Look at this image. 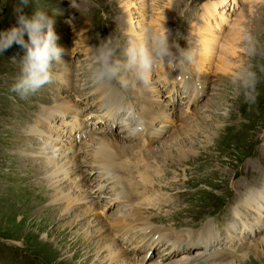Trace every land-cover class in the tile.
<instances>
[{
	"label": "rangeland",
	"instance_id": "obj_1",
	"mask_svg": "<svg viewBox=\"0 0 264 264\" xmlns=\"http://www.w3.org/2000/svg\"><path fill=\"white\" fill-rule=\"evenodd\" d=\"M211 1L216 3V9L207 21H204L206 14H211L208 8ZM217 2V0H29V4L23 8V13L31 17L36 8H43L47 11L54 21L53 30L58 36L56 43L64 49L61 63L70 67L66 68L62 65L64 70L61 68V72L54 71L56 65L53 67L54 80L47 84L48 92L51 94L43 91V87L27 99H21L16 93L11 92L10 88L20 74V61L26 50L13 43L11 47L0 53V194L7 196L6 199L0 200V264L79 263L83 256L72 258L71 255L77 253H73L68 248L69 244L64 243V239L80 228L86 229L85 223L75 225L77 219L75 220L74 217L81 211L75 210L67 218H56L55 221L49 222L52 213L45 209L48 210L50 200L42 202L41 199V196L51 194L50 188L47 190L48 185L42 180L48 170L38 168L44 166L46 156L52 157L53 154H58V156L62 155L64 160L69 153L65 152L71 148L67 147L68 143L62 145L61 140L72 139L65 137L69 136L73 130L70 126L72 121H76L77 125L78 121L73 117L72 109L65 111L63 115L55 119L54 109L40 105L47 101L51 106L57 102L61 103V100L55 102L57 94L50 92L53 85V90L60 92V86L67 87L75 83L76 93L70 94L67 99L62 100V103L67 107L70 105L81 110L79 112L82 113L84 119L86 113L100 106V99L96 93L98 88L93 87L89 81V56L91 57L95 47L110 35L118 36L122 42L139 41L138 38L144 36L146 27L161 31L163 26L169 30L170 40H176L181 48H194L198 54L196 39L204 36L206 38L207 35L209 39L214 38L216 56L207 63L208 66L202 72L201 79L206 81L204 92L194 79L180 86V82L184 84V77L173 73H169V76L173 75V80L178 81L179 84L170 81L168 77L166 81L161 80L158 74H161V71L164 75L166 74L162 65L156 68L151 85L146 88L148 100L155 105L164 108L166 102H170L174 106L167 104L169 108L173 106L177 107L176 110L178 109L173 117L171 115L169 118L162 117L166 121L164 122L165 132L167 128H170L169 132L153 143H145L147 145L142 148L145 162L150 165L160 164L163 169L162 175L155 180L156 188L152 191L153 194L160 195L159 205L158 208H147L149 209L146 214L147 218L150 223L161 225L160 227L167 229L171 226L174 231L165 230L175 232L177 235L191 233L194 230L197 234L202 226L208 225L211 228H208L210 235L215 237V242L212 244L215 245L220 239V247H225L234 255H241V249L244 246L248 249V243L263 240L261 252L259 251L256 256L250 252L242 258L245 262L237 264H264V225L263 230L256 231L254 234L251 233L255 229H249V224L243 225L244 235H247L243 237V240L239 234L241 228L238 233L230 236L225 230L227 222L233 218L230 216V208L233 205L251 210L246 211L247 214L257 218L258 215L255 214L258 211L253 206L247 207L244 199L245 197L247 200L251 197L256 198L259 193H262L264 197V76H261L258 85L260 95L255 105L245 103L242 95L237 96L230 82L235 73L249 62L242 45V33L251 32L260 44L264 45V0H226L223 7H218ZM17 4L19 0H0V19L4 13L9 12L2 32L17 24V14L14 11ZM221 13L223 18L219 16ZM232 37L235 39L233 42H236L235 45L229 40ZM24 39L28 40L27 34ZM232 45L235 54L229 56L231 64L229 68L226 60L217 61V52L222 51L223 48L233 47ZM256 63H264V61L257 58ZM194 65L195 63L188 67L186 73H182L194 74ZM140 87L124 90L117 84L112 88L122 97L125 107L126 102L130 101L129 103L134 106L136 112H139L141 111L139 102L134 99L138 96L132 92L139 91ZM94 90L95 93H93ZM110 100L112 99L107 100L102 107L112 109L115 103ZM35 109L36 111L33 112ZM110 111L106 115H109ZM180 112L182 113L179 114ZM179 115H184L186 118L190 116V121L180 125ZM121 125L120 122L117 128H113L117 126L115 123L110 126V130H105V127L95 128L97 135L89 137L90 132H95L92 129L89 134L83 135L82 139L85 138L96 147L100 146L107 150V160L109 162L112 160L113 162H110L112 165L119 166L125 161H130L136 167V158L132 157L131 152L138 150L132 148L135 145L131 147L128 143H124L123 133L118 130ZM35 129H38V135L34 134ZM104 132L114 138L112 142L106 144L108 147L98 142L96 137L105 135ZM44 133H47L45 135L54 141L37 137ZM126 135L127 140L135 138L128 133ZM90 138L93 139L92 142ZM82 139L77 143H82ZM73 140L76 141V139ZM166 142L172 143L169 157L156 150ZM82 144H77L74 150L78 147L82 148ZM150 150L159 153L161 157L157 159L155 154L150 155L148 153ZM36 152L41 153L37 161L34 159ZM80 155H83V152ZM19 156L26 157L23 159L27 163V174L13 168L23 166ZM42 157L44 160L41 159ZM84 157L90 160V156ZM28 158L36 162L34 166L38 168L37 172H31L29 169ZM138 159L141 160L142 157ZM126 165L130 166V163ZM132 171L134 179L137 180V169L133 168ZM96 174L98 173L93 171L92 176ZM151 176L139 175L148 180H151L149 179V177L152 178ZM20 177L27 178L34 183L41 180L46 188L45 193L44 191L37 192L38 195H34L36 191H32L28 195L32 196L29 198L30 201L24 199L26 197L24 194L20 195L23 197L18 196L14 184L21 179ZM87 186L86 184L83 188ZM67 188L63 187L62 190L65 191ZM143 188L144 185L138 190L142 193ZM256 199L261 202L259 198ZM38 200L39 203L36 204ZM100 200L98 201L103 205L102 210L97 211V220L104 226L113 225L115 207L106 206L107 203L104 202L106 199L103 197ZM40 203L44 210L38 207ZM242 208H240L241 212L244 211ZM94 209L95 207L91 211H95ZM260 212L264 216V204ZM261 218L264 220V217ZM105 219L108 221H104ZM54 228L57 231H54ZM185 228L187 230H184ZM214 230H218L220 234H214ZM234 235L235 238H233ZM137 251L131 252L136 255ZM150 255L149 261L156 258L153 252ZM133 260L139 261L135 257ZM91 263L92 261L88 264Z\"/></svg>",
	"mask_w": 264,
	"mask_h": 264
},
{
	"label": "bare ground",
	"instance_id": "obj_2",
	"mask_svg": "<svg viewBox=\"0 0 264 264\" xmlns=\"http://www.w3.org/2000/svg\"><path fill=\"white\" fill-rule=\"evenodd\" d=\"M217 1H218L217 2L218 7H223V4L225 5L226 0L225 1L224 0H217ZM215 5H216V3L214 1H211V3L208 4L209 13H211V14H206V18L204 21H207V18L212 15L214 10L216 9ZM219 16H220V18H223L222 13ZM220 20H222V19H220ZM234 25H236V23ZM234 25H233V27H234ZM239 26H240V24H239ZM232 29L233 28L231 26V30ZM236 35H237V33H236ZM204 37H199L196 39V42H197L196 45L198 47L199 54L197 56V60L195 62L194 68H193L194 74L187 75V74H184L182 72L176 73V71L175 70L173 71L170 66H169V68H167L168 66L162 65L161 67L165 68V73H166L165 77H168L169 80H173V78H172L173 75L169 76V73H173L175 75H179L180 77H184V79H183L184 84H182L180 82L181 86L188 84L190 82V80L194 79L196 82L199 83L200 89L203 92L205 91L206 81L201 79L203 76L202 72L208 66L207 63L212 61V58L214 56H216V52H215V46H214L215 39L211 38V37H210V39L207 38L208 35L206 37L207 39ZM226 37H228V36H226ZM238 37H240V36H238ZM142 38L140 37V38H138V40L139 39L141 40ZM229 40L231 41V44H232L235 39L232 37V38H229ZM235 43H233V44L235 45ZM221 45L223 46V44H221ZM232 48H234V46L228 47L227 49L223 48V50L221 49L222 51L217 52L218 53L217 61L220 62L221 60H226L229 68H230L229 65H231L229 62L230 61L229 56H233L235 54L233 52ZM225 55H228L227 58H223ZM89 58H91V57L89 56ZM62 65L65 66L66 68L70 67V66H68L62 62V63L56 64V69L54 71L57 70V71L61 72V68L63 67ZM224 68H226V66H224ZM53 86L51 87L52 90L50 92L53 91L54 94H57L58 96L57 95L55 96L56 97L55 102L61 100V103L57 102V104L51 106V105H49V103H47L49 101H47L46 103H43L40 106L45 105L46 107L54 109L53 113H55L54 114L55 119L57 118V116L64 114L65 111H69V109H72L71 112L74 113L75 115H77V114L81 115L79 112L81 110L75 109L74 106L72 107L70 105H69V107H67L64 103H62L63 99H67V97L70 94L76 93L77 88L75 87V83H73L72 86H67V87L60 86L61 87L60 92H55L53 90ZM199 86H197V87H199ZM182 90H183V88H182ZM43 91L48 92V86L47 85L44 86ZM194 91H195V88H194ZM96 93L98 94L97 97L100 99V103H99L100 106L99 107L97 106L98 108H100V111H101V109H104L102 107V105L105 104L107 100L109 101V99H112V100H110V102L115 103L114 107L110 111V114L107 115L108 119L110 120V125H99L98 126L100 128L105 127V130H107V129L110 130V126H113V124L116 123L113 119V115L116 113L117 110L125 107V104L123 102L122 97L119 94H117L113 88L107 89V91H106V89L105 90L96 89ZM135 93L137 94L136 96H138V97L137 98H135L134 96H132V97H134L135 100H138L139 105H140V109H141V111H139L141 113H138L135 116L139 117V119L142 121L141 130L136 131V132L133 131V129H135L137 127V120L132 118V124L131 125L129 123H126V122H121L122 125L120 128H121L122 132L120 131V133H123L122 136H124V143H126V144L128 143L131 147H132V145H135V147L133 146L132 148H136L138 150V151H132L131 152L132 157L136 158V167H135L133 162H130L128 160H127L128 162L125 161L124 163L119 162V163H121L119 166L112 165L110 163L112 160L109 159V160H111L110 162L107 160V155H108L106 152L107 150H105L103 147H100V146L96 147V145H94L93 143H89V141L85 138L82 139L83 144L77 143L80 141L76 139V136H77L75 134L76 129L81 127V123L85 124V122H83L81 120V118L76 119L78 121V125H77L76 121H74V122L72 121V123L70 124V126L73 128V131H74L73 137L71 136V133H69V136L65 137L67 139L69 137H71L72 139H76V141H74V140L72 141V139H70V138L68 140L66 139L67 141L61 140L62 145L68 143L67 147L71 148L69 151L65 152V153H67V152H69V153H67L68 155L64 158V160L62 159L63 158L62 155L58 156V154H53L52 157H50V156H46L47 154L46 155L44 154L47 157V159L44 162V166L38 167V168H46L48 170L46 172L45 177L42 180H44L45 183L48 185L47 190H49V188H50L51 194L48 193L49 195L45 194L44 196H41L42 202H44V200L45 201H47L48 199L50 200L49 201L50 205L48 207V210L45 209L46 211H49V213H52V215H50L51 219L48 221L53 222L56 220V218H58V219L67 218V217L71 216L75 210L81 211L80 214H78L77 216L75 214L76 217H74V219L75 220L77 219L75 225L76 224L81 225V224L85 223L86 229L82 230V228H80L78 231L72 232L71 235L66 236L64 239V243L69 244L68 248H70L71 251H73V253H77V254H72L71 255L72 258H78L80 256H83L79 260V263H77V264H88L91 261H92L91 264H237L238 262H240V263L243 262L244 260L242 261V258L250 252H253V254L256 256L259 251L261 252L260 248H262L263 240L262 241H256L254 243H248V245H247L248 249H245L246 247L244 246L243 249H241V253H242L241 255H234V254H231V252L228 249L225 251L219 252L218 248H216L215 245L213 246V245L209 244L210 237L214 238V236L213 235L207 236V234L205 232H203V229H205V231L207 232L208 228H210L208 225L202 226V228L200 230L198 229L199 231H197L198 232L197 234H196V231L194 230L191 233L187 232V234L180 233L179 235H177L175 232L171 233V232L166 231L165 227H159L161 225L150 223V221L148 220L147 215H146L147 212L149 211V209H147V208L148 207H152V208L157 207L158 208L159 201H160V195L153 194L152 191L156 188L155 187L156 186L155 180L158 179V177H160V175H162L163 169L161 167L162 165H160V164L159 165H150L147 162H145V159H143L144 154L142 153V148L145 147V145H147L148 143H153L154 141L159 140L160 138H162V136H164L166 133L169 132L170 128L169 129L167 128L166 132H165L166 125L164 122H166V121L163 120L162 117L164 118V116H165V118H169L170 117L169 115H171L173 117L174 113L178 109L176 110L177 107H173L174 106L173 103H171V104H173V106L169 108L167 106V104H169V106H170L171 105L170 102H166L164 108H162L161 106L155 105V103L148 100L149 96L147 95L146 88L140 87L139 91H133L132 92V94H135ZM49 94H51V93H49ZM94 101H95V99H94ZM135 107H137V106H135ZM39 108H37V110ZM35 111H36V109L33 112H35ZM182 112H180L179 114H181ZM192 114H191V116H193ZM105 117H106V113H102V114L96 113L93 116V120H92L93 122L92 123L93 124L98 123L101 121V118L103 120ZM190 118H191L190 116H189V118H186L184 115H181V116L179 115L178 119L180 120V125L183 122H186V121L189 122ZM68 123H70V122H68ZM93 130H95V129H93ZM37 131H38V129H35L34 134L38 135L39 133ZM67 131L69 132V129ZM96 132H97L96 130H95V132L94 131L90 132L89 137H90V135H94V136L97 135ZM125 133L133 134L134 136H132V138L133 137H135V138L131 141L127 140V135ZM21 134H22V132H21ZM45 134H47V133H44L43 135L37 136V137L49 139V141L53 140L52 138H48L47 135H45ZM104 134L105 135H103V136L100 135V136H96V137L98 138V142H101L103 145L107 146L106 144L108 142H112V139H114V138H111L110 137L111 135H109V136L106 135L107 134L106 132H104ZM263 137H264V135H263ZM65 138H63V139H65ZM90 139L92 142L93 139L92 138H90ZM10 142H12V140ZM145 143H147V144H145ZM168 143H170V142H168ZM168 143L166 142L161 147H159V148L157 147L158 149H156L158 152H160L161 154H163L167 157H169V155H170L169 149L171 148V145H172V143H170V145L168 146ZM57 144H59V143H57ZM77 144H80V145L82 144L83 146H81L82 148L78 147L76 150H74L75 146ZM82 152H83V155H80V153H82ZM15 153H16V155H19L18 152H15ZM59 153H60V151H59ZM148 153L150 155L155 154V157L157 159L159 156L161 157V155L159 153H155L152 150L148 151ZM49 154H51V153H49ZM35 155L36 156H34V159L37 161L39 159V157H41V153L36 152ZM84 156H90L89 157L90 160L84 159L85 158ZM141 157L143 160L138 159ZM20 158L22 159L23 166H17V167L14 166L13 168L17 169L18 171H24L25 174H27V171H28L27 167H26L27 163L23 159L26 157L24 156L23 158L22 157H20ZM28 159H29L28 162L30 164L29 169L31 170V172L32 171L37 172L38 168H35V166H34L36 164V162L32 161L31 158H28ZM41 159H43V157ZM60 159H62V160H60ZM127 163H130V166H127L126 165ZM160 163H161V161H160ZM157 166H158V168H156ZM133 168H135V170L137 169V172H138V175H136V177H138L137 180L134 179V177H133V173H132ZM95 170L97 173L99 171L101 174H96V175L92 176V173H93V171L95 173ZM141 174L152 175L151 176L152 178L149 177V179H151V180L143 179V178L139 177V175H141ZM103 176H105L107 178H111L112 183L110 182L109 179H105V180L100 181V178ZM112 176H114V177H112ZM140 181H141V183H140ZM42 183L43 182L41 180L37 183H34L27 178H21V179H19V181H16V183L14 184V185H16L15 192L17 193L18 196L24 194L26 196L24 199H27L28 201H30L29 198H31L32 196L29 197L28 195L32 191H36V193L34 195H38L37 192H43L44 191L43 193H45L46 188H44ZM86 184L88 186L83 188ZM115 185L118 188L119 187L120 188L119 189L117 188L116 191L109 193L110 195L107 194L106 190L110 186L112 187ZM143 185H144V188L142 189V193H141V191H139L138 189L139 188L141 189L143 187ZM63 187H66V188L68 187V188L65 189V191H63L62 190ZM249 194L247 196H249ZM105 196H108L109 198L107 199ZM20 197H23V196H20ZM102 197L107 200V201L104 200V202L107 203L106 206L110 207L111 206L110 203L112 201H113L112 203H114L116 213H115L114 218L112 216L113 225L104 226L96 218L97 211L102 210L101 207L103 204L98 201ZM261 197H263L262 193H259V195L256 196V198H259V199ZM6 198H7V196L4 197V194H0V200L6 199ZM34 198H35V196H34ZM256 198L251 197L250 199L247 200V197H245L244 203H247L246 204L247 207L253 206V208H255L258 211L257 214H255V215H258L257 218L256 217L253 218L250 215H248L246 211L250 212L251 210L246 209V208H242V206L236 207L235 205H233L230 208V216L233 218L230 221H228L226 224L225 230H226L228 236L233 235L234 233H238V230L240 228H241L240 233L244 234L243 225L247 226V224H249L250 225L249 229L250 228L255 229L254 226L259 228V227H262L264 225V220H262V218H261L264 216H262L261 212H260L262 209V205L264 204V197L260 199L261 202L258 201ZM238 201H239V199H238ZM238 201H237V203H238ZM240 201H241V199H240ZM38 203H39V200L36 202V204H38ZM41 203L38 207L42 208L44 210V207L41 206ZM241 204H242V202H241ZM85 206L88 208H83ZM94 207H95V209H94L95 211H91V209H93ZM240 208H242L244 211L241 212ZM34 210H36V209H34ZM46 211H44V213ZM55 211H56V213H54ZM149 213H151V212H149ZM138 214L139 215H145V216L139 218ZM55 216H57V217H55ZM110 220H112V219H110ZM104 221H108V219H105ZM54 231H57V229L54 228ZM245 233H247V231H245ZM115 235H119L121 237L123 236L125 238H130L129 242H131L132 244L137 243L136 245L132 246L131 249H129V251H132L133 247H135L137 250H140V249H142V251L145 250L144 254L141 256V258L139 259L138 262L137 261L135 262L133 260V257L130 256L131 254L129 253V251L124 248L121 241L116 239ZM135 235L138 236V239L133 242L132 237ZM244 236H247V235H244ZM233 238H235V235ZM154 239L157 241H155ZM160 242L164 246H165V243H169V244H167L166 248L162 249L161 252H158V254L155 256L156 257L155 259L152 260V258H151L152 261L147 260L145 263H143V257L145 255V253L147 252V250L149 248L154 249L157 245H159L158 247L162 246V245L158 244ZM125 244H127V243H125ZM217 247H218V245H217ZM168 248H169V251H167ZM243 252L245 253V255Z\"/></svg>",
	"mask_w": 264,
	"mask_h": 264
},
{
	"label": "clouds",
	"instance_id": "obj_3",
	"mask_svg": "<svg viewBox=\"0 0 264 264\" xmlns=\"http://www.w3.org/2000/svg\"><path fill=\"white\" fill-rule=\"evenodd\" d=\"M29 0H19L14 11L17 24L0 32V53L13 43L22 46L26 52L20 61V74L11 85L10 91L21 99L34 95L45 85L54 80L52 71L61 63L64 49L56 43L58 36L53 30V19L43 8H36L28 17L23 8ZM27 34L28 40L24 39ZM242 45L249 62L242 66L232 77L231 84L237 96L242 95L244 102L255 105L260 95L258 85L264 76V63H256L257 58L264 61V45L251 32L242 33ZM197 50L181 48L176 40H170V32L144 29V36L139 41L122 42L118 36L110 35L101 40L90 58L89 81L95 88L105 90L119 85L124 90L138 86L148 88L158 66H170L178 72H187L188 67L196 62ZM127 116L137 120L134 132L141 130L142 121L135 116L134 110H126Z\"/></svg>",
	"mask_w": 264,
	"mask_h": 264
}]
</instances>
